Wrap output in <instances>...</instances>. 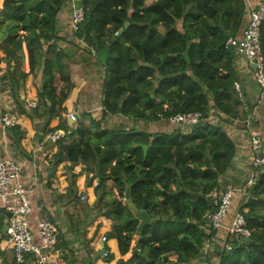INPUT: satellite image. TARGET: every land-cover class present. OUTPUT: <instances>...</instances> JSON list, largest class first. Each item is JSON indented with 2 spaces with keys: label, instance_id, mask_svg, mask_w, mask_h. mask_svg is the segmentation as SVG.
<instances>
[{
  "label": "trees",
  "instance_id": "trees-1",
  "mask_svg": "<svg viewBox=\"0 0 264 264\" xmlns=\"http://www.w3.org/2000/svg\"><path fill=\"white\" fill-rule=\"evenodd\" d=\"M66 1L0 2V62L6 65L4 80L17 104L16 115L37 124L39 140L64 132L55 142L46 140L55 148L45 155L50 165L82 164L91 174L87 186L93 193L97 184L96 203L102 204L96 211L112 222L108 230L95 233L105 237L106 264L115 259L109 241L119 257L116 264H192L215 233L203 215L216 208L211 193L225 188L236 154L233 139L220 124L206 120L211 109L225 120L240 115L236 54L231 46L219 47L223 32L218 24L229 39L238 37L245 0H77L83 19L75 31L70 28V44L103 66L101 114L96 119L87 114V126L83 116L76 126L67 122L77 100L68 99L74 87L64 61L69 54L57 42ZM260 46L264 58V20ZM29 76L40 81L35 107L24 104L19 94ZM57 81L64 85L58 88ZM188 112H200L203 120L185 128L167 121ZM108 116L144 124L137 130L121 122L107 126ZM152 125L157 129H147ZM5 131L27 154L22 127ZM74 135L78 138L71 140ZM140 144L147 146L145 155ZM253 171L254 181L237 204L251 232L249 240L229 235L231 247H221L218 264H264V164ZM107 182L112 185L108 189ZM126 190L137 209L147 200L150 223L139 235L138 221L121 201ZM29 258L33 260L28 256L25 262Z\"/></svg>",
  "mask_w": 264,
  "mask_h": 264
},
{
  "label": "crops",
  "instance_id": "crops-1",
  "mask_svg": "<svg viewBox=\"0 0 264 264\" xmlns=\"http://www.w3.org/2000/svg\"><path fill=\"white\" fill-rule=\"evenodd\" d=\"M260 0H245V15L243 25L248 16V7L255 5ZM60 27L59 36L65 34L64 38L68 54L73 55L75 49L70 44L71 31L69 27V11L64 6L58 19ZM60 41L58 46H60ZM69 57V55H68ZM76 58H70L73 61L70 65L75 68L76 64L81 66V71L73 73L70 71V82L74 86L73 90L68 93V99L77 103L72 110L76 108L80 116L89 114L93 118L100 117L101 110V91L95 92L97 87L101 88L103 66L97 64L93 56L85 53H78ZM234 72L236 83L240 91L241 106L238 118L225 120L224 115H216L214 109L209 112V123L220 124V126L233 139L236 145V154L234 156L231 170L227 174L226 187L236 188V194L239 196L233 199L232 209H237V204L242 200L245 188L251 184L254 179V171L249 165V130L256 131L260 135V145L258 151L264 152V100L261 99L260 91L252 74V67L242 56L235 57ZM6 65L4 61L0 62V115L6 109L10 108L14 114L18 113L16 103L12 97L8 84L4 80L6 74ZM101 73V77L100 74ZM84 77H88L85 81ZM30 79L19 90L21 98L26 102L36 100V88L40 81L35 80L34 85H29ZM29 81V82H28ZM31 86V88H30ZM33 90V91H32ZM95 113H98L96 116ZM20 126L25 132L23 147L26 148L27 154H23L13 144L10 137L5 131V127L0 122V157L9 158L17 161L22 166L21 180L28 188V198L31 205V211L27 216L30 229L36 238L37 222L41 217L48 218L58 230V246L56 251L51 255L52 264H106L100 252L104 251V240L100 232L95 235L98 229L108 230L111 227V220L103 217L99 212L96 214L95 205H97V190L92 193V188L88 187L91 180V174L84 171L83 165H70L67 162L57 163L55 167L50 165L45 155L50 153L53 147L46 145L45 136L38 139L41 131L37 124H32L27 118L21 117ZM125 119V118H124ZM246 120H249V127H246ZM121 122L120 117L108 116L105 119L107 126L113 125L114 122ZM135 125L141 126L133 128L135 130L143 127V122L138 120H128ZM138 121V124L136 122ZM125 124V123H124ZM131 128V127H129ZM154 125L147 126L150 131L156 130ZM74 137V136H73ZM72 137V138H73ZM80 169L82 171H80ZM110 187V186H108ZM107 187V189H108ZM84 196V199L81 197ZM106 199V195L105 198ZM237 199V202L235 200ZM235 206V208H234ZM232 210V211H233ZM230 214L224 219V224L230 220ZM8 215L0 211V264H15L11 247L6 243L5 227L7 225ZM225 230L216 231L209 239L208 247L204 248L199 256L194 258L192 264H218L219 252L223 247V238ZM227 235V234H225ZM136 240V237H134ZM109 250L115 254V259L110 264H116L118 257L114 245L109 241ZM128 255L121 257L126 260ZM25 264H35L29 258Z\"/></svg>",
  "mask_w": 264,
  "mask_h": 264
},
{
  "label": "built area",
  "instance_id": "built-area-1",
  "mask_svg": "<svg viewBox=\"0 0 264 264\" xmlns=\"http://www.w3.org/2000/svg\"><path fill=\"white\" fill-rule=\"evenodd\" d=\"M69 11L70 28L75 31L83 19V9L77 0H67L65 5ZM264 20V0L248 7V16L238 37L228 39L226 46H231L236 55L242 56L251 65L252 74L260 91L261 99L264 100V58L260 46V27ZM117 32H115L116 34ZM235 89L240 97L238 84L234 83ZM28 107H35V100L26 102ZM72 122L78 120L76 111L68 112ZM209 119V118H208ZM206 119V120H208ZM203 120L200 112H188L175 114L168 118V123L179 125L182 128L198 124ZM0 122L3 127H12L21 124V119L6 108L0 115ZM246 127H249V120H246ZM64 137L61 130L45 135V140L55 142ZM249 165L254 170L264 164V152L258 151L260 135L249 130ZM22 166L15 160L0 157V209L5 212L7 225L5 227L6 243L11 247L13 259L16 264L25 263L26 257L31 256L35 264H52L51 255L56 251L58 245V230L56 226L46 217H41L37 222L36 238L30 229L27 216L31 211L28 198V188L21 180ZM254 179H251V183ZM236 188L226 187L213 191L211 197L216 200V208L208 210L203 217L210 229L219 231L225 230L223 235V247L230 249L231 241L229 235L249 238L250 230L246 227L243 215L238 209H232L233 196ZM84 199V196L81 197ZM233 210V211H232ZM230 220L224 224V219L230 214ZM102 240L105 237L102 236ZM209 245L205 242L204 248ZM106 252L103 251L102 256Z\"/></svg>",
  "mask_w": 264,
  "mask_h": 264
},
{
  "label": "rangeland",
  "instance_id": "rangeland-1",
  "mask_svg": "<svg viewBox=\"0 0 264 264\" xmlns=\"http://www.w3.org/2000/svg\"><path fill=\"white\" fill-rule=\"evenodd\" d=\"M154 0H147V3H149V2H153ZM0 2H1V0H0ZM62 37V39H60L61 41H60V48H68L67 47V43H66V41H65V39L64 38H66L67 36L65 35V34H62L61 35ZM76 51H74V53H73V55L71 54V53H69V58H66V59H64V61L67 63V65H68V73L70 74V76H71V73H70V71H73V73H76V72H80L81 71V66H79V64H76V67L75 68H71L70 67V65L73 63V61H71V60H69L70 58H76L75 57V55L76 54H78V53H80V52H82V49L79 47V49H75ZM68 51V50H67ZM82 53H84V52H82ZM81 68V69H80ZM100 74V77H101V73H99ZM30 80V83H28L29 85H34V82H35V79L32 77V76H29L28 77ZM85 79V81H87V79H88V77H84ZM26 81H27V79H26ZM28 81V82H29ZM58 82V81H57ZM64 85V83L63 82H61V81H59L58 82V84H57V86H58V88H60L61 86H63ZM100 85H101V80H100ZM95 89H94V91L95 92H97V91H101V88L100 87H97V85H95ZM30 88H31V86H30ZM36 90H37V88H36ZM33 91V90H32ZM21 95V94H20ZM100 112H101V110H100ZM89 115V114H88ZM88 115L87 116H83L82 118H80V120H82V123H83V125L84 126H87V125H89V123H90V120H89V118H88ZM95 115L97 116L98 115V113H95ZM100 116V115H99ZM99 118V117H98ZM121 120H123V121H121V123H125L124 124V126L126 127V129H128L129 127H135V128H137V127H139V126H141V124H138V121L136 122V121H134V122H136V124H138V125H135V124H133L132 122H129L127 119H121ZM44 123V122H43ZM119 122L117 121L116 122V124H118ZM73 124V126H76V123L75 122H73L72 123ZM78 138V136L77 135H74V137L73 138H70L71 140L73 139V140H75V139H77ZM69 139V140H70ZM80 165H82V164H80ZM85 167L83 166V168H82V170L84 169ZM81 169H80V171H82ZM85 171V170H84ZM106 186L108 187V186H112L111 185V183L110 182H107L106 183ZM91 188V187H90ZM109 188V187H108ZM114 194L116 195V191H114ZM109 195H107L106 196V199L105 200H108L109 199ZM121 201L123 202L124 200L123 199H121ZM106 202V201H105ZM233 207V206H232ZM234 208H235V206H234ZM95 209L96 210H98V209H102V204H98V206L97 205H95ZM96 214H98V211H96ZM107 219V218H106ZM232 237H230V239H231Z\"/></svg>",
  "mask_w": 264,
  "mask_h": 264
},
{
  "label": "water",
  "instance_id": "water-1",
  "mask_svg": "<svg viewBox=\"0 0 264 264\" xmlns=\"http://www.w3.org/2000/svg\"><path fill=\"white\" fill-rule=\"evenodd\" d=\"M125 24H127V23H125ZM218 26H219V28L223 32V41L221 42V44L219 45V47L226 46L229 37H228L227 33L223 30V28L221 26V23H219ZM67 122H68L69 125H72V123H73L69 119L68 116H67ZM140 146H141V148L143 150V154L145 155L147 146L144 145V144H140ZM96 189H97V184L94 185V192L96 191ZM124 201H125V203L128 205V207L131 209V211L133 213L132 218L134 220H137L138 221V225L136 227V235H139L140 234V231L142 230V228L145 225H148L150 223V217H149V215L146 212V203H147V200H146V198H144V201H143V204H142L141 208L140 209H137L131 203V201L129 199L128 190H126V194H125ZM244 240H249V238H244ZM102 253H103V250L100 252L99 256L102 255Z\"/></svg>",
  "mask_w": 264,
  "mask_h": 264
}]
</instances>
